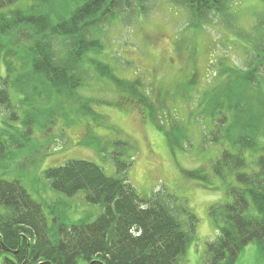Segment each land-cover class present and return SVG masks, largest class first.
<instances>
[{"label":"rangeland","instance_id":"1","mask_svg":"<svg viewBox=\"0 0 264 264\" xmlns=\"http://www.w3.org/2000/svg\"><path fill=\"white\" fill-rule=\"evenodd\" d=\"M134 2L140 6L120 11L113 22L99 24L103 48L98 54L86 55L82 65L86 81L75 97L47 96L46 88L38 84L39 92L28 97L11 89L13 108L6 111L0 106L1 140L8 146L0 152V179L18 180L44 205L53 228L93 221L103 206L86 201L83 192L69 197L54 190L45 171L70 159H86L108 175L121 178L114 163L113 142L127 141L117 157L131 163L126 178L139 195L148 199L160 194L176 216H182V206H186L198 218L197 238L180 264H206L207 243L219 234L209 208L231 198L225 182L213 174V164L227 143L213 142V120L199 117L195 111L203 92L225 89L229 71H246L264 53V0H224L220 9L199 16L179 0ZM62 3L18 0L1 10L30 5H36V10L45 5L58 9ZM23 40L11 51L0 50L2 77L7 75L6 56L17 67L23 65L17 54L25 46ZM54 49L60 58H67L69 41L55 39ZM99 60L126 82L98 77L93 63ZM257 78L264 82V71ZM139 81L143 86L138 91H143L146 102H153L151 106H159L154 116L171 131L169 135L156 128L148 112H143L144 106L135 101L137 95L131 88ZM255 86H248L249 95L255 93ZM259 91L264 101V88ZM24 122L29 123L30 131ZM216 122L221 129L228 126ZM173 124L178 130L170 129ZM186 129L187 138L179 134ZM194 173L203 178L191 175ZM230 182L235 180L229 178ZM257 244H248L235 264H264V253Z\"/></svg>","mask_w":264,"mask_h":264},{"label":"trees","instance_id":"2","mask_svg":"<svg viewBox=\"0 0 264 264\" xmlns=\"http://www.w3.org/2000/svg\"><path fill=\"white\" fill-rule=\"evenodd\" d=\"M17 1L0 0V42L6 39V43H0V50L11 51L26 38L25 46L17 52L23 62L21 67L7 56L4 58L7 75L0 74V106L6 111L13 108L11 89L28 97L39 92L41 85L47 96L75 97L78 87L86 81L82 73L86 55L102 51L100 23L113 22L120 11L137 8L139 3L62 0L58 9L45 5L36 10V5H30L27 9L1 10ZM179 1L188 5L194 16L220 9L224 2ZM55 39L69 41L67 58L59 57L54 49ZM93 67L98 77L126 82L117 79L113 69L101 60L95 61ZM261 71L264 53L257 55L246 71H229L225 89L215 87L203 92L195 111L197 116L213 120L211 140L227 143L213 164V174L225 182L231 198L209 208L219 234L207 243L206 264H235L251 242H257L264 253V101L263 92L259 91L264 82L257 80ZM251 83H256L253 95H249ZM138 86L143 84L139 81L130 87L137 95L135 101L144 106L143 112H148L146 115L156 128L169 135L171 131L154 116L159 106L146 102ZM216 121L228 126L221 129ZM24 124L30 131L29 123ZM170 129L175 131L178 127L173 124ZM179 134L188 137L187 129L185 134ZM113 145L114 163L121 178L108 175L97 163L86 159H70L45 171L54 190L69 197L83 192L86 201L103 206L93 221L53 228L48 224L44 205L33 199L18 180L0 179V264H180L197 238V216L186 206H182V216H176L160 194L148 199L139 195L126 178L131 163L117 157L127 141L116 140ZM5 146L8 147L0 134V152ZM191 175L202 177L199 173ZM229 178L236 183H227Z\"/></svg>","mask_w":264,"mask_h":264}]
</instances>
